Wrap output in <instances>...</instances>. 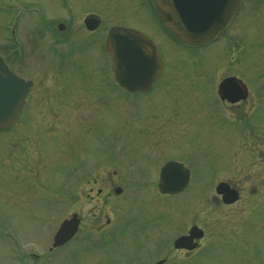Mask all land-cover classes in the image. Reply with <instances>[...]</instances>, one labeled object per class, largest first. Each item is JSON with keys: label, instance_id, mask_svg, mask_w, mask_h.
I'll return each instance as SVG.
<instances>
[{"label": "rangeland", "instance_id": "1", "mask_svg": "<svg viewBox=\"0 0 264 264\" xmlns=\"http://www.w3.org/2000/svg\"><path fill=\"white\" fill-rule=\"evenodd\" d=\"M77 1L76 11L103 12L106 8L104 0ZM55 2L0 0V51L12 49L11 45L16 50L23 49L25 62L17 72L30 77L41 67L40 85L43 84L35 86L36 95L28 100L29 118L20 121L11 132H0V264H131L130 258L122 254L129 248L131 252L138 250L135 240L132 244L131 239L133 246L130 244L132 231L137 234L140 231L138 219L152 215V210L158 208L153 206L159 202L173 204L175 201H181L182 209L167 206L171 214L177 210L181 215H173L181 216L188 223L200 221V217L204 222L206 238L198 253L202 257L200 264H264V248L261 249L260 243L264 240V222L258 208L260 170L246 162L242 123H233L228 118V110L219 105L213 91L224 76L244 78L247 75L245 50L249 44L253 54L256 53L252 60L258 62L260 44L264 47L259 30L260 11L251 10L252 16H247L246 3L240 18L229 30L216 42L200 49H188L159 34L155 43L167 69L158 87L168 88L166 105L156 92L130 97L114 87L108 68L110 62L99 46L100 41L95 47L93 43L81 48L71 63L73 73L77 74L76 66L80 62L79 66L91 80L84 84L73 82L71 86L84 87L88 93L75 90L78 102L89 100L97 105L90 103V107L80 109L79 106L72 108L70 103L65 107L64 101L57 98L56 91L62 85L51 82L50 66L54 64L44 59L51 55H42L44 49L52 52L53 45L35 42L37 37L32 36L38 17L48 25L61 19L58 11L53 13L51 9L53 5L57 10ZM28 5L40 6V10L24 8ZM105 16L112 20L122 17L108 7ZM243 21H248V25L242 26ZM143 29L154 39L152 26ZM103 59L105 79L99 76ZM262 60L264 66V57ZM263 73L261 69V81ZM251 78L255 80V75L251 74ZM69 108L71 114L67 112ZM87 114L89 118H85ZM152 131L164 133L158 137L161 141L158 147L153 143L157 137H150ZM58 137L63 145L54 140ZM26 143L29 158L23 153ZM168 159L184 160L192 167L188 189L170 199L154 195L155 186L139 185L147 180L144 176L137 180L140 167L134 164L148 162L154 166L156 175ZM96 161L112 165L100 170L81 164L93 165ZM112 171H117L118 176H112ZM94 176L106 177L105 183L97 186L104 187L105 193L119 187L124 195L105 197L106 202L104 197L88 201L85 177L92 181ZM231 180L242 191L237 210L245 209L246 196L255 194L247 215H233L231 208L217 205L216 185ZM248 180L258 185H249ZM135 200V205L142 203L141 207H133ZM73 212L81 218L76 237L62 248L49 251L60 223ZM107 220L112 228L120 226L109 240L101 233ZM178 230L170 218L166 232L174 235ZM110 231L113 229L106 230ZM232 233L237 239H233ZM123 245L128 248L122 251ZM248 245L250 253L245 254ZM153 254L145 250L142 256L149 258ZM249 256L250 263L246 262Z\"/></svg>", "mask_w": 264, "mask_h": 264}, {"label": "flooded vegetation", "instance_id": "2", "mask_svg": "<svg viewBox=\"0 0 264 264\" xmlns=\"http://www.w3.org/2000/svg\"><path fill=\"white\" fill-rule=\"evenodd\" d=\"M104 3L106 8L108 7V9L112 10L114 13H119V15L122 17L116 20L107 18L105 16L106 8L103 12H97L95 10L93 11L87 10L84 12L76 11L74 10V7H76L77 9V5L79 4L77 0H56L55 6L57 10L54 9L53 5L51 9L53 10V13L58 11L57 14H59V17L61 19L58 18V20L52 21L51 25H48V23H46V21H44V19L41 16L37 18V23L35 24L36 28L34 31L35 33L32 34V36L37 37L35 42H43V43L51 42L53 45L52 52L51 51L49 52L47 49H44L45 53L42 52L43 53L42 55H51V58L50 57L44 58L46 60H49L48 63L54 64L50 66L52 73L51 82L56 86L62 85V86H58L61 88H58L57 91L56 89H54L56 91L57 98L60 99L61 101H64L63 105H65V107L69 105V103L72 105V108L73 107L76 108L77 106H79L80 109L84 106L90 107L91 102H89V100L78 102V99H76L74 96L75 90L81 91L84 94H88L85 88L81 86H78L77 88L71 86L73 82L74 83L79 82L84 84L91 80V76L87 77L84 72V69H82L79 66L80 62H78L76 66V70L78 71L77 74L73 73L74 68H72L71 63H74V58L78 54V50H80L81 48H85L87 45L93 43L95 47V45H97L96 42L100 41L101 43H99V46L101 47L102 52L105 55V58L109 60L110 58L106 51L108 42H112L114 45L116 42L138 41L140 40L139 37L129 36L128 34L129 32H135L141 35L142 37L146 38L156 47L160 57L162 58L161 72L156 76V78L153 80V82L150 84L147 90L131 93L125 91L115 81L114 73L112 71V66L110 63L108 68L110 73L112 74L114 87H116L121 93L130 97L140 94L147 95L156 92L157 94L162 96L164 102L163 105H164L165 102L167 101L165 97L168 95V91H167L168 88L165 87L164 85L158 87V84L161 79H164L167 67L165 65L164 57L160 53V50L155 43V41L157 40V36L159 34H163V36L166 35L173 42L182 45L184 47H187L188 49H200L204 45L197 47H190L182 43L178 38L171 35L158 19L156 12V0H108V1L104 0ZM246 3L248 4V8H247L248 12L246 13L247 16H252V14H250L251 10L258 9L260 11L261 18H259V30L262 32L260 38L261 41L262 40L264 41V0H240L238 7L236 8L233 16L228 22L226 28H224L218 34V36L212 42H210L211 44L216 42L221 35L226 33L229 30V28L233 25V23L236 21L237 18H240V14L244 6H246ZM23 6L24 4L22 3V7ZM24 8H33L36 10H40V6L28 5V7H24ZM47 12L48 10L45 13ZM247 16H245V19L247 18ZM240 21H242V18L240 19ZM246 24L248 25V21L246 22L243 21L242 26H245ZM146 26H152V31H153L152 35L154 36L155 40L151 37L150 34L145 32V30L143 29V27ZM228 38L230 40L233 39L231 35H229ZM258 52H259L258 62L256 63L255 60H252V57L256 53L253 54L251 45L249 44L247 49L245 50L247 75L245 74L244 78L238 77L237 75L224 76L221 80L217 81L216 86L214 87L215 90L213 89V91L214 94L217 96L218 99L217 102L219 103V105L221 104V106L225 107L228 110V115H229L228 118H230V120L233 123H242L244 127L243 132L245 138H244L243 148L245 152V158H247L246 162L249 166H253V167L258 166L260 170L259 172L260 173L259 175L261 177L259 182L260 190L258 188V196H260V204L258 205V208L261 210V218H262V222H264V140H263L264 139V80L261 81V77H262L261 69H264L263 60H262L264 57V47H262L261 44ZM24 54L25 51L23 49L22 51L13 50V49H9V50L6 49L2 52L0 51V58L3 64L5 65V68L8 70V72L15 75L18 79L23 80L26 83L27 82L30 83V86L27 88L24 97V106L20 110L17 123L23 120H27L29 118L28 115L26 114L28 100L32 97H35L36 95V93L34 92L35 86L40 85L42 79L41 67L39 68L40 71L36 70L37 73L34 72V76H30V77L25 76L26 74L20 75V73L17 72V68H22V66L24 65L25 62ZM99 61L101 62V60ZM105 68L106 65H104V59H103V65L99 66V76L102 77L103 79H105ZM256 70L258 71V73ZM251 74L255 75V80H252ZM227 80H230L232 83H236V84H229L231 85L230 88L223 89L221 91L220 87L222 83ZM103 84L105 85V83ZM213 99L215 102V98ZM40 101L41 103L43 102L42 100ZM91 104H93V106L97 105L93 102ZM67 112H70L71 114V108L67 109ZM85 118H89V114H87ZM11 131L12 129L0 131V132H11ZM163 134L164 133L162 131L150 132V137L153 138L157 137V139L153 140L154 147L155 146L158 147V144H160L161 142L158 137H160ZM54 137L57 136L54 135ZM59 137L61 138V136ZM59 137L54 140L59 141L62 144L63 141L62 139L60 141ZM62 138H64V136H62ZM232 143H233V138L230 144L231 147L229 146L232 152L231 155L233 161V155H234L233 152L235 146L232 145ZM37 146L38 144L36 143L35 147ZM27 148L28 146L26 143L23 149L25 158L30 156ZM170 162H175L183 165V167H185L189 171V181L187 184V188H185L182 192L171 195L168 194L164 195L158 192L157 185L159 183V176L161 169L167 163ZM21 164L22 161L20 165ZM81 164L86 167L96 166L97 169L100 170H105L107 166L112 165V163H102L97 161L93 165H90L91 164L90 162L81 163ZM134 164H136L135 165L136 167H140L138 168L137 171V180H139L140 177L142 176L146 177L147 180L145 182L139 183V185H143L146 187H148L149 185L155 186L156 193L153 194L159 197H163L167 199L179 197L182 195V193H184V191L188 189L189 184L192 181V167L189 164L185 163L184 160L179 161V160L168 159L157 169L156 175L155 173H153L154 166H152V164L148 162L142 164L141 162L140 163L134 162ZM82 169L85 168L83 167ZM152 174L154 175L152 176ZM112 176L117 177L118 176L117 171H112ZM85 180H86L85 183H87L86 185L88 186L85 198L88 201L93 200L94 198L99 199L101 197H104L102 199L104 202H106L107 199L112 198L113 196L120 197L124 195V190L119 187L112 188L111 191L108 193H105L104 187L98 188L97 187L98 185H103L105 183V181L107 180L106 177L99 178L94 176L92 178V181L85 177ZM248 181H249V185H254V186L258 185L255 183H250L252 180H248ZM224 183L228 184L230 189L236 191L238 197L235 202L231 204H225L222 200V196L215 194L216 196H214V198L217 201L218 207L231 208L233 211L232 212L233 215L234 214L245 215L246 213L247 214L250 213L251 212L250 206L254 203L252 199L255 196V194H252V196L249 197L246 196L245 201L247 207H245V209L237 210L238 209L237 206L241 202V197H242L241 195L242 191L241 188L239 187L240 185L233 180ZM144 192L146 191L143 190V193ZM252 192H256V190L252 189ZM141 193L142 192H140V194ZM105 197L107 199H105ZM135 197H138V195H136ZM135 204H136V200L133 207H137V206L141 207L142 205V203L139 205H135ZM171 205L175 206V209L178 208L182 209L181 201H175L173 204L166 202L163 203L159 202L158 204H155L153 206V208L154 207H158V208L152 210V215L149 216L147 214L144 215V218L138 219L141 223L139 228L140 230L139 234L132 231V236L130 238V244H131V239H132V244H133V240H135L136 247L138 250L137 252H133V251L131 252V249L129 248V250L124 251L122 254L123 257L126 256V258H130L131 264H141V263L157 264L159 262H161V264H200L202 262L201 254L198 253L201 251L204 245L203 241L206 238V231L202 225L204 222L202 221L201 217L199 218L200 221L197 220V221H193L192 223H188L187 221H184V219L181 216L173 215L174 213L181 215L182 213L181 211L174 210L171 214L170 209L167 208V206H171ZM72 215H77V217L80 220L78 230L76 232L77 235L81 226V218L75 212L71 213L69 218ZM170 218L175 228L179 229L178 231H176L174 235H171V233L166 232V224L167 223L170 224ZM185 222H187L188 224L186 225ZM119 227L120 226L118 225L114 228L110 227V221L107 220L106 227L104 229L103 228L101 229V233L105 234L106 238L109 240L112 238L113 232H115ZM194 227H196L198 230L202 232L201 237L199 239L195 238V236H193L194 234L192 235L190 234L191 229ZM109 229H113V231L106 232V230ZM76 235L72 238V240L76 237ZM190 236L192 237V240L185 241L186 246H184V248L182 247L178 248L176 246V242L178 240H180L181 238H188ZM231 236L233 237V239H237L235 233H232ZM244 237H248V236L244 235ZM232 243L234 242L232 241ZM260 243H261V249L264 248V240H261ZM246 244H248V241H246L245 245ZM123 247H122V251L128 248V245H123ZM245 249H246L245 254H249L250 253L249 245L248 247L245 246ZM145 250L152 251L154 253L153 256L149 258H144V256H142V253ZM231 250L233 251L232 248ZM250 259L251 256L247 258L246 262L250 263Z\"/></svg>", "mask_w": 264, "mask_h": 264}, {"label": "water", "instance_id": "3", "mask_svg": "<svg viewBox=\"0 0 264 264\" xmlns=\"http://www.w3.org/2000/svg\"><path fill=\"white\" fill-rule=\"evenodd\" d=\"M239 2L240 0H156V8L168 30L183 42L196 45L213 39L226 26ZM129 36H137L140 40L107 44L114 78L125 91H145L161 72V59L146 38L134 32H129ZM229 84L236 83L227 80L222 83L220 90L230 88ZM29 86L30 83L26 84L8 73L0 60V130L10 129L17 122ZM188 181L189 171L181 164L170 162L160 171L157 190L161 194H176L187 187ZM215 192L222 196L225 204L235 202L238 197L237 192L226 183L218 184ZM79 222L77 215L64 220L53 236L50 250L68 242L76 233ZM190 234L199 239L202 232L194 227ZM190 240L191 236L181 238L176 246L184 248L185 241Z\"/></svg>", "mask_w": 264, "mask_h": 264}]
</instances>
